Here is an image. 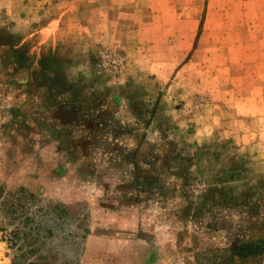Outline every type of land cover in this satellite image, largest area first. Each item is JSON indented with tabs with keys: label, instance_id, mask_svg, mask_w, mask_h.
<instances>
[{
	"label": "rangeland",
	"instance_id": "374dc122",
	"mask_svg": "<svg viewBox=\"0 0 264 264\" xmlns=\"http://www.w3.org/2000/svg\"><path fill=\"white\" fill-rule=\"evenodd\" d=\"M93 2L0 0V264H264V0Z\"/></svg>",
	"mask_w": 264,
	"mask_h": 264
},
{
	"label": "crops",
	"instance_id": "0c3cea01",
	"mask_svg": "<svg viewBox=\"0 0 264 264\" xmlns=\"http://www.w3.org/2000/svg\"><path fill=\"white\" fill-rule=\"evenodd\" d=\"M128 1H129V3H133L134 0H127V2ZM135 1L138 2V0H135ZM120 2H122V0H120ZM120 2H119V0H100V1L95 0V2H93V3L96 5L101 3L103 5V9H105L108 5L119 4Z\"/></svg>",
	"mask_w": 264,
	"mask_h": 264
}]
</instances>
